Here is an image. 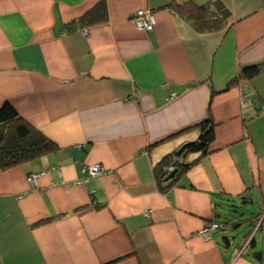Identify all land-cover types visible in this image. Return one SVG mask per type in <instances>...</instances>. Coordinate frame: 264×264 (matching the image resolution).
<instances>
[{
  "label": "crops",
  "instance_id": "crops-1",
  "mask_svg": "<svg viewBox=\"0 0 264 264\" xmlns=\"http://www.w3.org/2000/svg\"><path fill=\"white\" fill-rule=\"evenodd\" d=\"M99 1L0 0V109L56 146L0 169V264H264V71L224 91L264 62V0H103L106 21L67 29ZM172 2L227 26L197 33ZM140 9L153 32L132 24ZM207 119L208 154L158 185L155 165ZM94 164L109 173L81 171ZM212 222L226 227L206 240Z\"/></svg>",
  "mask_w": 264,
  "mask_h": 264
},
{
  "label": "trees",
  "instance_id": "trees-1",
  "mask_svg": "<svg viewBox=\"0 0 264 264\" xmlns=\"http://www.w3.org/2000/svg\"><path fill=\"white\" fill-rule=\"evenodd\" d=\"M174 12L187 21L197 33H210L222 31L227 26V21L209 4L197 5L193 2L170 4ZM107 20L106 4L103 0L90 11L75 19L67 25L68 30L78 27L91 26ZM264 71V62L244 67L239 74L232 79L224 91L233 85L252 80ZM211 100H209L208 108ZM214 139V126L210 119L202 122L198 138L193 142L183 144L179 150L165 156L153 169L158 185L162 183L174 184L178 178L190 168L192 163H185L187 154L198 153V159L203 158L209 152V146ZM56 146L25 120L18 117L15 110L8 104L0 109V169L6 170L20 165L55 150ZM181 157V159H180ZM172 166L175 174L166 181ZM242 200V198H241ZM251 202V201H249ZM250 220V219H249ZM221 223V222H218Z\"/></svg>",
  "mask_w": 264,
  "mask_h": 264
},
{
  "label": "built area",
  "instance_id": "built-area-1",
  "mask_svg": "<svg viewBox=\"0 0 264 264\" xmlns=\"http://www.w3.org/2000/svg\"><path fill=\"white\" fill-rule=\"evenodd\" d=\"M132 24L134 27L139 30L146 33H151L154 30V26L156 24L155 16H154V10L153 9H140L136 11L135 15L131 19ZM83 33H85V30H82ZM173 97V95H171ZM172 167L170 166L168 168L169 171H172ZM81 171L84 173H87L89 176H98L105 173H109V171H106L104 167H102L100 164H94L91 166H84L82 167ZM47 171H42L39 173H30L27 174V181L30 182L32 186L36 185V180L44 175ZM226 226L217 222H212L206 227H203L198 233L206 240L210 239L211 233L213 230H218L225 228Z\"/></svg>",
  "mask_w": 264,
  "mask_h": 264
},
{
  "label": "rangeland",
  "instance_id": "rangeland-1",
  "mask_svg": "<svg viewBox=\"0 0 264 264\" xmlns=\"http://www.w3.org/2000/svg\"><path fill=\"white\" fill-rule=\"evenodd\" d=\"M228 209H229V211L230 212H228ZM227 209V211L226 212H228V213H230L232 216L231 217H236V218H238L239 220H241V222H242V219L243 218H245V217H248V214H247V212L244 210V209H242V207L241 206H239V205H234L233 207L231 206V207H229ZM220 212H222V210L220 211ZM224 212V211H223ZM220 216V218H227V217H223V215H219ZM246 219V218H245ZM223 220V219H222ZM232 220V219H231ZM242 225H246L245 223H243ZM241 225V227H243ZM241 227H239L238 229L240 230V228Z\"/></svg>",
  "mask_w": 264,
  "mask_h": 264
},
{
  "label": "water",
  "instance_id": "water-1",
  "mask_svg": "<svg viewBox=\"0 0 264 264\" xmlns=\"http://www.w3.org/2000/svg\"><path fill=\"white\" fill-rule=\"evenodd\" d=\"M174 174H175V171L171 172L169 174V176L167 177L166 181L169 180V179H171V178H173Z\"/></svg>",
  "mask_w": 264,
  "mask_h": 264
},
{
  "label": "clouds",
  "instance_id": "clouds-1",
  "mask_svg": "<svg viewBox=\"0 0 264 264\" xmlns=\"http://www.w3.org/2000/svg\"><path fill=\"white\" fill-rule=\"evenodd\" d=\"M154 10V9H153ZM86 32V31H85ZM153 32V31H152ZM170 167V166H169ZM168 167V168H169ZM172 167V166H171ZM173 168V167H172ZM173 170V169H172ZM169 171V170H168ZM169 172H171V171H169ZM30 174V173H29ZM27 177V176H26ZM237 221V219H235V222ZM218 223V222H217ZM220 224H222V223H220ZM210 239H211V237H210Z\"/></svg>",
  "mask_w": 264,
  "mask_h": 264
}]
</instances>
